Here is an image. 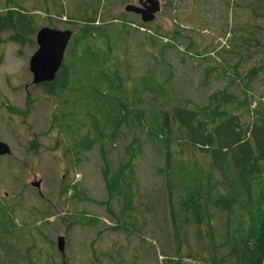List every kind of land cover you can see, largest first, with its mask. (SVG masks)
<instances>
[{"label": "trees", "instance_id": "obj_1", "mask_svg": "<svg viewBox=\"0 0 264 264\" xmlns=\"http://www.w3.org/2000/svg\"><path fill=\"white\" fill-rule=\"evenodd\" d=\"M103 5V2L97 0L90 11L83 14L78 11L75 15L60 9L57 15L69 16L66 24L70 25L72 36L68 48L54 79L32 88H40L61 108L67 104L61 102L63 98L67 100V95L80 93L73 101L74 104L82 105L77 115H86L89 123L98 128V135L95 139L83 137L78 140L68 134L73 140L72 150L79 152L78 156L89 152L94 140H98L101 145L108 141L109 145L114 147L115 135L121 129L125 130V134L133 129L138 130L139 126L151 127L150 131L143 135L149 142L157 140L159 143L161 152L157 150V155L161 158V169L157 172L163 182L159 190L155 191L154 195L150 194L151 197L143 203L144 209L140 213L143 221L140 223L131 212L134 198L139 200L140 196L136 195L137 190H134L132 185L122 187L124 210L120 205L122 213L119 219L125 217L130 220L124 219L127 226L124 229L132 235H137L146 246L148 244L145 241V233L141 230L149 224L148 216L151 222L153 218L163 219L164 226L169 227V244L159 241L158 245L150 244L148 248L154 253V249L159 246V253L166 257L164 264H181L185 258L198 260L201 264H264V181L261 182L264 177V96L259 97L258 102L252 101V95L248 92L252 91L250 80L264 69V64H256L250 69L249 66L246 67L247 75L245 72L242 75L237 72V66L242 62L248 65L253 55L246 45L245 54L248 55L243 57L241 53L237 54L242 48L230 46L231 30L228 31L227 38L216 37L209 45L212 47L210 50L195 56L188 45L183 48L176 42V39L182 36L183 27L175 24L169 33H163L158 27H153L154 22L142 23L137 16L124 10L118 17L111 16L105 9L102 11ZM227 8H230L229 5ZM3 11H0V33L10 34L5 41L21 48L29 45L37 30L28 13L16 5ZM101 18L104 24L95 27V21H100ZM142 28H146L145 31ZM249 35L254 36L253 33ZM139 38L142 44L138 48L147 47L149 61L142 64L143 71L132 78L133 87L128 90L124 87V81L132 77L131 65L129 66L127 60L129 54L121 61L114 54V50L120 47L121 51L127 52V41ZM247 38L246 34L239 37L241 41ZM220 40H224L221 45L218 43ZM96 41H100V47L94 44ZM71 48L73 50L69 54ZM170 51L183 54L198 63L208 59L216 64V67L210 64L204 67L203 86L218 73L219 67L221 69L217 64L225 62L222 59L223 54L227 57H238L240 61L234 69L223 68L219 73L220 77L229 80L230 85L223 90L209 93L201 107L190 106L191 101L188 99L171 100L172 96L169 97L172 93L173 77L166 75L167 71L170 73L169 69L161 71L164 63H161V60L157 62L156 55L169 58ZM123 73L125 75H122ZM232 86H235L237 92L229 91ZM134 89L132 100L138 95H142L141 103H144L146 96L149 99L146 104L140 103L137 108H130L129 95ZM123 96L128 102H122ZM253 102H256L255 109L251 108ZM236 103L244 108L246 114H252L251 121L243 123L239 120V115L228 112L226 106L231 107ZM73 111L62 116L55 114L51 123L67 122L66 124L77 127L78 120ZM103 129L114 131L105 134ZM144 141L137 134L128 141L130 151L126 152L125 159L120 158L119 168L114 172L106 162L108 154L102 149L105 166L104 170V166L101 169L102 178L108 191L118 186L120 181L125 182L126 169L134 179L131 168L136 164L135 157L141 155ZM78 161L77 158L74 159L75 163ZM216 174L221 180L212 183ZM217 183L221 184V191L215 187ZM74 187L70 183L64 184V189L60 191V194L64 195V202L67 203L68 198L65 195L68 190ZM74 196L77 198V195L72 193L71 200H74ZM211 209L217 211L216 217L211 215ZM11 210L0 202V245H6V249L11 253L22 255L19 247L11 242L12 235H15L14 232L18 228ZM107 210L110 214L113 213V209ZM47 215L51 216V213ZM41 218L39 216L38 219ZM77 218L81 222L94 219L84 211L75 214V219ZM95 220L99 222V219ZM45 223L42 222L43 225ZM69 223L71 225L72 222ZM172 236L185 240V244L179 241L170 244ZM189 239L193 242H189ZM6 240L12 246L8 247ZM26 251L24 260L33 264L34 254L30 252V247ZM173 253L178 255L177 260H172L169 256Z\"/></svg>", "mask_w": 264, "mask_h": 264}, {"label": "rangeland", "instance_id": "obj_2", "mask_svg": "<svg viewBox=\"0 0 264 264\" xmlns=\"http://www.w3.org/2000/svg\"><path fill=\"white\" fill-rule=\"evenodd\" d=\"M96 1L0 0V11L4 12L3 9L16 5L28 13V17L36 27L35 30L53 28L63 31L69 30L70 25L66 24L69 16L57 15L60 9L70 15H75L78 11L83 14L90 11ZM158 1L161 11L153 27H158L163 33H169L175 24L183 27L182 36L178 37L176 42H179L183 48L188 45L195 56L210 50L212 47L210 48L209 45L216 37L227 38L226 35L231 30L230 46L241 47L242 49L237 54L241 53L243 57L248 55L245 54V45L249 46V51L253 55L252 60L248 65L242 62L237 66L240 58L227 57L223 54L222 59L225 62L222 61L217 66H221L222 70L223 68L232 70L237 66V72L242 75L246 67L249 66L248 69H250L256 64H264V0ZM100 2L104 3L102 11L105 9L114 17H118L126 5L137 4V0H100ZM227 5L230 8H227ZM97 21H95V27L104 24L102 18ZM112 21L115 22V20ZM251 33L254 36H250ZM245 34L248 35L247 40L241 41L240 35L243 37ZM9 35V33H0V142L8 145L10 149L8 156L0 157V202L5 208L12 209L18 228L14 232L15 235H12L11 242L19 247L22 255L11 253L6 249V245H0V264H28L23 256L28 247L34 254L33 264H63V260L65 264H164L166 257L159 253V246L154 249L153 253L148 245L149 247L150 244L156 246L159 241L169 244L167 239L170 237V232L169 227L164 226L165 221L157 217V220L153 218L151 222L148 216L149 224L141 230L143 234L145 233V241L148 244L146 246L137 235H132L124 229L127 227L124 219L130 220L125 217L119 219L122 213L119 209L120 205L122 209L124 208L122 187L132 185L133 189L137 190L136 195L140 196L139 200L134 198L131 209V212L138 218L137 222L140 223L141 220L143 221L140 215L144 209L143 203L151 197L150 194L154 195L155 191L159 190L163 182V178L157 172L161 169L159 163L161 158L157 155L158 151L161 152L159 143L157 140L149 142L143 135H146L151 127L139 126L138 130L133 129L132 132L128 131L125 134V130L121 129L115 135L114 147H111L108 141L101 145L98 140L96 142L94 140L89 152L81 155L83 157L78 156L79 152L75 153L72 150L74 149L71 144L73 140L68 137V134L78 140L83 137L95 139L98 135V128L95 124L89 123L86 115L82 113L77 115L82 105L74 104L73 101L80 93L67 95V100L63 98L61 102H67L68 105L65 104L61 108L40 88H32L29 60L37 49L35 37H32L29 45L21 48L12 42L5 41ZM141 41L140 38L134 41L129 39L127 41L129 51L127 52L121 51L120 47L114 50V54L121 61H124L129 54L127 60L129 66L131 65L130 75L132 77L124 81L126 82L124 87L128 90L133 87L132 78L137 77L143 71L142 64L149 61L147 47L138 48L142 44ZM223 41L220 40L218 43L221 45ZM96 42L94 44L100 47V41ZM72 50L71 48L69 54ZM170 53L169 58L157 55L156 58L157 62L161 60V63H164L161 71L169 69L170 73L167 71L166 75L173 77L172 93L169 94V97L172 96L171 100L173 98L188 99L191 101L190 106L201 107L209 93L223 90L228 86L229 80L219 76L220 67L218 73L210 78L206 86H203L204 67L207 64L216 67L214 62L204 59L198 63L183 54L171 51ZM249 85L252 88V91H248L252 95V101L258 102L259 97L264 96V69L260 70L252 81L250 80ZM234 90L236 91L235 86H232L229 91ZM130 93L129 97L135 93V89ZM141 97L142 95H138L132 100L131 96L129 107L137 108L142 101ZM147 99H149L148 96L141 104H146ZM122 102H128V100L123 96ZM252 107L254 108L255 105L253 104ZM226 109L232 115H239V120L243 123L251 121L252 114H246L244 108L237 103L231 107L226 106ZM72 110L76 113L74 116L78 120L77 127L70 126L66 124L67 122L51 123L55 114L62 116ZM103 131L107 134L114 130L103 129ZM135 134L145 141L141 155L135 157L136 164L131 168L134 179L130 171L126 169L125 182L120 181V184L112 190L108 187L110 189L108 191L102 178V172L105 169L102 149L106 155L108 154L106 162L114 172L119 168L120 158L125 159L126 152L130 151L128 141H131ZM75 158L79 160L77 163L74 162ZM108 174L111 178L110 171ZM218 180L221 179L216 174L212 183ZM38 181H40V186L36 189L32 183ZM263 181L264 177L261 182ZM69 183L72 187L75 186V189L68 190L65 195L68 198L66 203L60 191L64 189V184ZM215 187L220 189L221 184L217 183ZM72 193L77 195V198L74 196V200H71ZM214 196H216L215 193ZM108 208L113 209L112 214L107 210ZM211 210V215L216 217L217 211ZM81 211L94 219L86 220L89 223L81 222L79 217L75 219V214ZM50 213L51 216L47 215ZM39 216L42 218L38 219ZM95 219H99V222ZM44 221L45 225L42 224ZM69 222H72L71 225ZM58 236L65 238L63 255L57 250L56 238ZM193 240L189 239V242L192 243ZM178 241L185 244V240H178L173 236L170 244L179 243ZM6 243L8 247L12 246L8 240ZM174 251L177 253L175 247ZM182 253H185L184 250ZM169 256L173 258L172 260H177L178 255L173 253ZM181 264L201 263L198 260L185 258Z\"/></svg>", "mask_w": 264, "mask_h": 264}, {"label": "water", "instance_id": "obj_3", "mask_svg": "<svg viewBox=\"0 0 264 264\" xmlns=\"http://www.w3.org/2000/svg\"><path fill=\"white\" fill-rule=\"evenodd\" d=\"M124 11L139 16L142 23L152 22L160 11L158 0H137V4H128ZM71 37L68 30L60 31L50 28H41L37 31L35 42L37 49L29 60V71L32 74V85L49 83L54 79L59 70L64 52ZM10 154L8 145L0 142V156ZM32 186L39 189L40 181L32 183ZM57 250L64 252V238L57 237Z\"/></svg>", "mask_w": 264, "mask_h": 264}, {"label": "flooded vegetation", "instance_id": "obj_4", "mask_svg": "<svg viewBox=\"0 0 264 264\" xmlns=\"http://www.w3.org/2000/svg\"><path fill=\"white\" fill-rule=\"evenodd\" d=\"M61 255H63V254H61ZM66 262L63 260V264H65Z\"/></svg>", "mask_w": 264, "mask_h": 264}]
</instances>
